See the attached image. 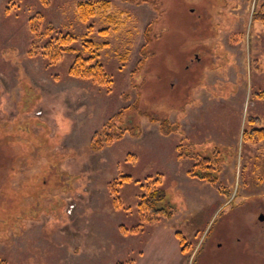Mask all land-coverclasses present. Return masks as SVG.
<instances>
[{"label":"rangeland","instance_id":"obj_1","mask_svg":"<svg viewBox=\"0 0 264 264\" xmlns=\"http://www.w3.org/2000/svg\"><path fill=\"white\" fill-rule=\"evenodd\" d=\"M98 1L0 0V264H172L167 238L186 264H264V0H108L123 17L105 36L77 14ZM32 19L74 51L48 64ZM86 34L108 88L69 75ZM111 124L139 132L106 144ZM191 154L223 192L188 176ZM151 184L172 216L143 223Z\"/></svg>","mask_w":264,"mask_h":264},{"label":"trees","instance_id":"obj_2","mask_svg":"<svg viewBox=\"0 0 264 264\" xmlns=\"http://www.w3.org/2000/svg\"><path fill=\"white\" fill-rule=\"evenodd\" d=\"M140 3L145 2V0L139 1ZM264 7V5H263ZM262 7V8H263ZM77 14L79 17V20L87 24L90 19L96 18L98 15L103 16L101 21L107 25L106 28L101 29L98 33L105 36L110 32V27L114 26V29H117L119 24L121 23V19L123 17L122 13L113 14L112 13V6L111 2L108 0L104 1H98L94 3L90 2H80L77 6ZM261 22H263L264 26V16L260 19ZM36 22L34 23V19L31 20V28L32 32L37 36L38 39L36 44L43 42V45L39 49V53L41 56H44L46 60L48 61V64L57 62L62 54L66 51H74L71 45L76 42L77 38L72 35L71 33H65V34H57L53 35L51 32L53 31V28L50 26L47 28V33H38ZM93 27L92 25H88L86 27V30L88 32L92 31ZM150 40V39H149ZM149 40L147 42H149ZM106 44H103L102 46H98L95 43H93L91 40L87 38V34L85 37H83V40H81V46L82 49L85 51L84 55H76L73 63L70 66L69 69V75L72 78L79 79V80H86L90 81L93 84L103 86L108 88L110 86V76L106 74L103 65L99 62V52L98 48L105 47ZM36 46V45H35ZM35 46H32L34 48ZM145 46L142 47L141 50H144ZM32 51V49H31ZM29 52L33 54V52ZM36 52V51H35ZM38 52V51H37ZM30 54V55H31ZM36 54V53H35ZM87 56H86V55ZM143 54V53H142ZM142 60L139 61L137 69L139 66L142 65L143 61L145 62V56L146 53L142 55ZM128 110V108H126ZM125 109V110H126ZM122 111V114H124V111ZM120 114L117 115L116 119L119 118ZM121 119V118H120ZM256 119V117L252 118L250 117L248 119L249 123L253 122ZM168 121L162 120L159 121V128L160 133L162 134H170L173 133L176 129L177 125H170L168 127ZM253 127V126H250ZM139 127L135 126H125L122 129H115V126L113 124L104 126L103 130L100 132H97V134H101L104 137V142L106 144L111 143V141L119 140L122 138L125 132H130L132 136H136L138 132H135V130ZM164 129H167L164 131ZM249 132L254 135L263 134L264 136V129H253ZM247 135L246 133L244 134ZM100 138L98 137V140ZM114 140V141H115ZM102 144H99L98 146L92 147V150H100ZM189 157L193 160V165L191 170L188 172V176L194 179H198L201 181H204L214 187H216L217 190H220L223 192V187L218 181V172H219V165H216L215 168L212 164L210 159L201 157L196 154H191ZM119 181H114V183L111 184L113 190H111V195L113 197V201L117 199L115 195L117 196L118 186H121L124 182L130 181L129 177H121L118 179ZM157 181V180H155ZM161 196H164L163 191L160 189L153 187L151 184V187H148L140 197L139 202L137 204V210L139 215L141 216V221L143 223H155L158 222L159 218H171L172 214L170 212H166L164 209H157L156 204L160 201H162L163 198ZM161 198V199H160ZM186 248V247H185ZM120 264V263H118Z\"/></svg>","mask_w":264,"mask_h":264},{"label":"crops","instance_id":"obj_3","mask_svg":"<svg viewBox=\"0 0 264 264\" xmlns=\"http://www.w3.org/2000/svg\"><path fill=\"white\" fill-rule=\"evenodd\" d=\"M229 71H231V70H229ZM231 80H232V79H231ZM209 82L212 83L213 81L210 80ZM216 82H217V80L215 81V83H216ZM210 85H211V84H210ZM203 93L208 95V93H207L206 91H204V90L201 91V95H202ZM208 99H209V100L212 99L211 95L208 96ZM217 99H218V98H217ZM217 99H213L212 101H215V102H216ZM212 101H209V102H212ZM219 101H224V100L220 98ZM200 105H201V104H200ZM189 108H191V107H189ZM197 108H199V107H197ZM191 110H192V109H191ZM168 241L171 242V245H170V246H171V249L174 251V253H172V254H174V255L172 256V258H173L172 264H186V260H185V258H183L182 254L180 253L179 245L176 244V242L174 241V239L171 240V238H170V239L167 238V242H168Z\"/></svg>","mask_w":264,"mask_h":264},{"label":"flooded vegetation","instance_id":"obj_4","mask_svg":"<svg viewBox=\"0 0 264 264\" xmlns=\"http://www.w3.org/2000/svg\"><path fill=\"white\" fill-rule=\"evenodd\" d=\"M260 216H263V217H264V213H262ZM260 216H258V220H259V217H260ZM260 222H261V221H260ZM261 223L263 224V228H262V229H263V232H264V221H262Z\"/></svg>","mask_w":264,"mask_h":264},{"label":"water","instance_id":"obj_5","mask_svg":"<svg viewBox=\"0 0 264 264\" xmlns=\"http://www.w3.org/2000/svg\"><path fill=\"white\" fill-rule=\"evenodd\" d=\"M259 221H261V222L264 221V217L263 216H260L259 217Z\"/></svg>","mask_w":264,"mask_h":264}]
</instances>
